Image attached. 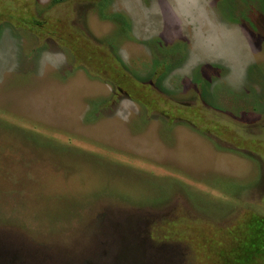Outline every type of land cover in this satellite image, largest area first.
I'll return each mask as SVG.
<instances>
[{
	"label": "rangeland",
	"instance_id": "obj_1",
	"mask_svg": "<svg viewBox=\"0 0 264 264\" xmlns=\"http://www.w3.org/2000/svg\"><path fill=\"white\" fill-rule=\"evenodd\" d=\"M28 1L0 0V264H226L213 228L264 215V0Z\"/></svg>",
	"mask_w": 264,
	"mask_h": 264
},
{
	"label": "trees",
	"instance_id": "obj_2",
	"mask_svg": "<svg viewBox=\"0 0 264 264\" xmlns=\"http://www.w3.org/2000/svg\"><path fill=\"white\" fill-rule=\"evenodd\" d=\"M24 1L27 2V0ZM28 2L30 4H34L33 0H30ZM15 22H17V20H15ZM27 27L29 26H26V28ZM75 41L76 40H74L72 36H69V42H75ZM72 48L73 51L78 50L82 54L89 53L91 55H95L94 54L95 52L92 48L89 49L88 47L82 44ZM67 52L71 53V51L68 48H67ZM158 67L161 68V65L158 64ZM203 73L204 75H206V72L203 71ZM123 84H125V82H123ZM132 84L133 83L131 84L129 83L128 86H126V88L128 87L127 91L132 90L133 88ZM118 85L119 84H116L115 86L114 83L113 86L116 89ZM147 90H149L150 93L153 92L149 84L142 85V87H140L139 90V96L133 95L130 98L134 99L137 103L146 106V109H151V108L161 109L160 104L162 105L166 104L168 110L169 111L171 110L174 104H171L169 101H166L162 97L155 96V99L151 98V95H149V93H146ZM169 111H165V112L169 114ZM243 214L244 216H242L243 218L242 222H245L246 224L248 223L252 224L253 233L242 234L246 224L242 225V230H243L242 232L237 228L240 227L239 225L236 226L237 223L233 225L230 224L231 226L229 227L227 226L226 228L212 227L214 229L213 231L215 232L217 240H219L218 242L219 246H217L216 253L219 255V257H221L222 260L225 261L226 264H264V251H263L264 250V215L252 211H247ZM249 242H255V244ZM258 247L261 249H259ZM207 250L210 249L208 248ZM212 262L214 261H208L203 256L199 257V264H212Z\"/></svg>",
	"mask_w": 264,
	"mask_h": 264
},
{
	"label": "flooded vegetation",
	"instance_id": "obj_3",
	"mask_svg": "<svg viewBox=\"0 0 264 264\" xmlns=\"http://www.w3.org/2000/svg\"><path fill=\"white\" fill-rule=\"evenodd\" d=\"M201 109H203V107L201 106ZM204 112L203 110H201V113Z\"/></svg>",
	"mask_w": 264,
	"mask_h": 264
}]
</instances>
